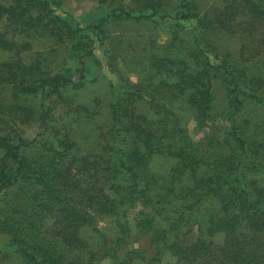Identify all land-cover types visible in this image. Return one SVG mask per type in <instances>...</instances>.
Instances as JSON below:
<instances>
[{"label":"trees","instance_id":"1","mask_svg":"<svg viewBox=\"0 0 264 264\" xmlns=\"http://www.w3.org/2000/svg\"><path fill=\"white\" fill-rule=\"evenodd\" d=\"M96 1L103 11L84 28L50 0L0 5V54L10 57L0 59V264H134L141 252L124 251L134 229L172 264H264V0H217L204 11L196 0ZM112 24L152 28L147 84L132 82V70L119 75L107 146L80 156L47 102L55 94L88 111L72 92ZM36 36L68 45L66 75L39 58L25 64ZM220 36L239 43L238 63L219 54ZM185 113L201 140L182 126ZM157 160L169 165L165 181ZM137 206L165 213V225L144 213L134 227ZM102 219L113 233L97 228Z\"/></svg>","mask_w":264,"mask_h":264},{"label":"rangeland","instance_id":"2","mask_svg":"<svg viewBox=\"0 0 264 264\" xmlns=\"http://www.w3.org/2000/svg\"><path fill=\"white\" fill-rule=\"evenodd\" d=\"M50 1L57 15L69 22L75 19L83 28L96 20L103 11L96 0ZM214 1L217 0H196L200 10L203 11ZM11 2H14V0H0V5L9 6ZM2 28L0 26V29ZM103 30V46H99L94 55L86 60L87 71L84 88L72 92L76 105L84 106L88 111L80 110L75 112L72 107L69 108L57 104L59 100L55 94H52V99L47 102L53 107V113L58 120V124L64 128V131L76 143L77 153L80 156L102 152L107 146L110 106L113 99L114 85L119 81V75L121 73L128 75V72L132 70L131 77L128 75L132 82L147 84L145 50L148 47L145 44L153 31L152 28L138 24L130 26L112 24L104 27ZM162 32L163 30L160 29V44L166 41V35ZM83 34L90 33L86 31ZM95 42H98L96 38ZM217 47L220 55L230 54L237 63L239 62V43L235 39L220 36ZM9 58L8 55L0 54V59L2 60ZM36 58L43 62L45 69L52 76L66 75L65 69L68 68V60L70 59L69 47L67 44H60L53 40L36 36L32 43L31 51L23 56V61L28 64ZM258 70L264 73V58ZM215 93L218 106L224 109L226 106L225 92L219 83L215 86ZM181 124L187 129L192 139L197 141L203 138V132L198 131L191 114L185 113ZM36 133L37 129L35 127L27 130V134L31 135V137L35 136ZM261 136L264 138V132H261ZM152 170L155 175L164 179L161 181H165L169 177V165L165 161L157 160L154 162ZM144 213L154 217L155 227H163L165 225V213L157 215L152 208L137 206L130 213V219L134 227L142 219V214ZM97 228L113 233L110 230L111 220L108 219L100 220ZM195 231L194 229V233ZM211 240L219 245L222 243L223 237L218 235ZM4 241V238L0 235V243ZM155 249L151 244V235L140 234L136 229H134L128 244L124 247L125 252H141L134 264H172L174 262L170 252L165 251L156 255ZM78 261L82 264L83 257H80ZM103 264H110V262L105 261Z\"/></svg>","mask_w":264,"mask_h":264}]
</instances>
